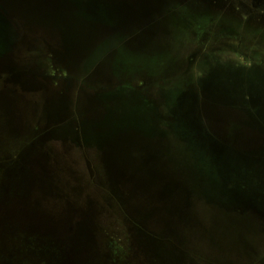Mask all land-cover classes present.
Segmentation results:
<instances>
[{
	"label": "rangeland",
	"instance_id": "1",
	"mask_svg": "<svg viewBox=\"0 0 264 264\" xmlns=\"http://www.w3.org/2000/svg\"><path fill=\"white\" fill-rule=\"evenodd\" d=\"M165 3L146 43L87 27L76 54L0 0V264H264V223L221 220L195 146L225 91L264 144V0Z\"/></svg>",
	"mask_w": 264,
	"mask_h": 264
},
{
	"label": "water",
	"instance_id": "2",
	"mask_svg": "<svg viewBox=\"0 0 264 264\" xmlns=\"http://www.w3.org/2000/svg\"><path fill=\"white\" fill-rule=\"evenodd\" d=\"M5 1L16 6V10H24L28 18H40L45 26L54 27L58 30V38L63 49L76 54L92 48L91 40L94 36L91 39L88 38L87 27L94 31L97 29L122 30V37L133 34L140 44H144L153 31L166 29V17L168 13H171L167 9L168 3H165V0ZM173 9L174 7H171V10ZM133 14L137 17L130 19ZM4 34L5 26L0 19V43ZM114 38L118 40V34L115 33ZM106 45L107 41L97 45L93 60H100V50ZM2 56L0 52V73L10 72L11 75V71L14 70L9 63L3 64ZM211 82L217 88L219 87L216 79H211ZM230 95L233 97L231 92ZM201 96V100L199 98L197 100L201 108V120H199L201 132H196L198 141L195 142V146L199 145L201 149V163L198 165L200 169L198 174L203 179L201 195H206L204 199L208 204L217 206L215 208L222 221L230 219L236 221V216L230 214L232 211L237 213L236 209L253 210L252 215L240 214L246 218L241 221L242 224H239L244 234L245 231H250L252 226V223L248 221L257 220L259 225V220L262 222L263 218H260L259 213L264 211V202L258 201L255 193L251 196L249 193H252V190L248 188L252 184L254 174H264V144L251 142L263 134L251 124L245 125L246 121L243 117L233 115L237 104L233 102L232 97H227L226 91L225 96L219 93ZM217 125L219 128H216ZM181 136L188 137V133L185 132ZM241 137H246L248 141L239 140L238 142L237 138ZM220 138L230 139L233 142H221ZM193 174L196 175L194 172ZM258 180L261 183L264 178L261 177ZM261 185L264 187V182ZM255 230L258 228L255 227Z\"/></svg>",
	"mask_w": 264,
	"mask_h": 264
},
{
	"label": "trees",
	"instance_id": "3",
	"mask_svg": "<svg viewBox=\"0 0 264 264\" xmlns=\"http://www.w3.org/2000/svg\"><path fill=\"white\" fill-rule=\"evenodd\" d=\"M212 2H215V1H212ZM261 177L264 178V174L263 175L254 174V178L252 179V184L248 188L252 190V193H249L251 194V196L255 193V195L258 197L257 200L260 202H264V187L261 185V183L264 181L260 183V181L258 180V178H261ZM251 211L254 212L253 210L243 211L242 209H236V212L238 214L252 215ZM259 214H261L260 218L263 217L262 223H264V211Z\"/></svg>",
	"mask_w": 264,
	"mask_h": 264
}]
</instances>
